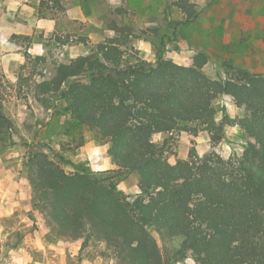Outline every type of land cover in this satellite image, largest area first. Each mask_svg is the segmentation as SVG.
<instances>
[{
  "label": "trees",
  "instance_id": "trees-1",
  "mask_svg": "<svg viewBox=\"0 0 264 264\" xmlns=\"http://www.w3.org/2000/svg\"><path fill=\"white\" fill-rule=\"evenodd\" d=\"M173 5L187 23L198 19L192 0ZM58 11L66 16L62 0L41 1V18L58 20ZM131 32L120 30L87 56L56 63L37 82V101L60 94L68 107L57 116L67 112L105 140L116 169L96 173L33 143L24 169L34 210L54 240L101 246L116 264H167L151 230L182 239L179 255L190 254L193 264H264V75L233 68L226 79L211 78L203 51L190 66L131 59L124 49ZM221 97L245 111L237 121L249 139L244 154L226 160L212 150L200 157L193 148L189 160L171 157L176 132L207 131L215 145L225 139L229 115L223 108L219 122L214 105ZM13 131L0 104V138L10 141ZM126 173L139 179L137 197L120 190Z\"/></svg>",
  "mask_w": 264,
  "mask_h": 264
},
{
  "label": "rangeland",
  "instance_id": "rangeland-1",
  "mask_svg": "<svg viewBox=\"0 0 264 264\" xmlns=\"http://www.w3.org/2000/svg\"><path fill=\"white\" fill-rule=\"evenodd\" d=\"M173 1L81 0L80 2L85 7L84 11L96 14H93L95 18L93 17L92 21L87 20L77 22V24H71L68 21L66 23L64 15L58 11V19L62 18L61 27H66L65 32L67 33L45 38L47 42L45 45L48 47L47 56L44 57L45 61L36 62V59L31 56L27 58V63L20 69L21 77L16 82L9 81L0 66V104L14 123L13 136L22 138L19 143H15L13 139L9 141L7 136L0 138V148L10 144L19 150H27V147L33 143H43L57 152V144L61 143L67 152L77 151V141L59 139V122L64 131L74 130L77 133L83 131V125L75 121L67 112L62 116H57L58 113H63L64 109H67L68 102L61 99L60 94L53 97H42L40 101H37L35 93L36 84L42 80L44 74H48L56 63L75 55L71 48L64 46L63 42L69 46L83 45L89 54L93 46L108 38L118 37L120 34L117 32L120 30L131 29L128 45L124 47L131 59L151 58V61H155L158 57H162L178 65L190 66L193 58L203 51L209 56V63L204 71L211 78L226 79L234 73L233 68H242L264 75V15H261V10H259L260 5L264 6V0H240L238 6L245 8L253 4L255 9H258L252 10L250 15L243 18L223 16L226 5L234 9L237 7L227 0H192L199 11V17L190 23H187L182 12L173 5ZM214 7L217 9L216 13L215 9L213 10ZM67 10L66 8L65 15ZM114 23L117 27H114ZM90 34H94L96 38L90 39L88 37ZM214 105L218 111L217 120L219 122L223 119V108L227 109L229 115L230 124L227 126L225 139L215 145L207 131L199 132L197 135L176 132L171 139V157L189 160L193 148L200 157L212 150L226 160L231 157H241L244 154L249 139L237 121L244 117L245 111L238 108L230 97H221L215 101ZM50 119L56 120L52 126L50 122L48 123ZM22 120L25 122L23 123ZM46 126L50 127L45 130L44 137L47 139L36 140V136ZM87 132L92 140L107 145V142L100 139L94 131ZM159 142H164V136L159 139ZM101 155L104 157V162L110 158L105 149L102 150ZM89 162L92 163L88 160L81 163L86 166ZM107 166L102 163L97 167L88 168L96 173H104L109 170ZM111 168L116 169L114 166ZM124 179L119 185L120 190L126 195L137 197L140 193L136 188L139 183L137 175L126 173ZM46 226L49 227L47 222ZM151 234L160 245L167 264H193L190 254L184 257L179 255L182 250V239H169L154 230H151ZM49 239L54 240V237H49ZM87 248L94 255L104 258L102 256V252H105L103 247L91 244ZM104 259L105 264L111 261L108 258ZM114 262L116 264V261Z\"/></svg>",
  "mask_w": 264,
  "mask_h": 264
},
{
  "label": "crops",
  "instance_id": "crops-1",
  "mask_svg": "<svg viewBox=\"0 0 264 264\" xmlns=\"http://www.w3.org/2000/svg\"><path fill=\"white\" fill-rule=\"evenodd\" d=\"M41 1L0 0V66L11 82L20 79V69L27 63V54L33 59L46 57L48 47L45 45L47 43L45 38H52L57 34L61 36L66 31V27H61V19L40 17ZM80 1L62 0L65 8L68 9L65 16L66 23L67 21L71 24L85 22L96 14L84 11V4ZM227 1L237 7L234 9L226 5L224 17L243 18L250 15L252 10H258L253 4L245 8L238 6L240 0ZM215 7L213 10L215 9L216 13L217 7ZM259 10L261 15H264L263 5L259 6ZM93 35L90 34L88 37L94 40L96 37ZM64 46L71 48L72 53H75L73 55L75 57L71 56L70 59L88 55L87 48L83 45L69 46L64 43ZM145 59L151 61V58ZM24 108L26 109V106ZM22 122L24 123L25 120ZM48 123L52 126L55 120L50 119ZM59 124V139L77 141L78 149L69 153L61 143H58L57 152L76 164L88 160L92 162L88 163L90 168L105 163L108 165L107 169L113 170L109 144L103 145L92 140L87 132L91 131L88 126L83 125L82 133H77L74 130L64 131L61 122ZM48 128L50 127H44L35 139L46 140L44 134ZM12 139L15 143L22 141L20 136H13ZM103 149L110 157L109 163L106 159L107 163L104 162V157L101 155ZM26 151L28 150H19L11 145L0 148V264H105L104 258L94 255L88 248H83L82 240L49 239L52 237L51 228L46 226L43 215L34 210L33 191L24 169ZM136 188L139 189L137 186ZM106 264H115V262L111 260Z\"/></svg>",
  "mask_w": 264,
  "mask_h": 264
}]
</instances>
